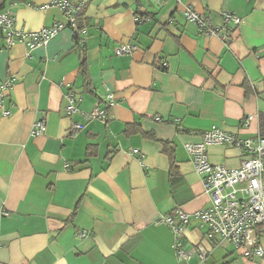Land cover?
I'll use <instances>...</instances> for the list:
<instances>
[{
  "label": "crops",
  "instance_id": "1",
  "mask_svg": "<svg viewBox=\"0 0 264 264\" xmlns=\"http://www.w3.org/2000/svg\"><path fill=\"white\" fill-rule=\"evenodd\" d=\"M50 0H4L16 28L36 31L67 20ZM192 6L220 26L222 11L242 21L227 40L200 32L182 14ZM85 22L84 72L74 31L65 25L45 44L7 47L0 37V82L11 115L0 121V264H264L230 244L215 246L192 215L211 204L185 143L215 125L239 138L260 133L264 114V0H91ZM125 43L136 46L115 55ZM164 63V66H162ZM164 67V68H162ZM108 121L66 114L64 93L79 108L104 106ZM246 113L255 115L243 126ZM46 130L32 136L36 119ZM168 150L170 153H168ZM246 155L211 145V163L237 167ZM173 165V166H172ZM191 214L178 260L162 217ZM84 232V237L79 233ZM264 246V223L258 228ZM207 249L205 260L197 245Z\"/></svg>",
  "mask_w": 264,
  "mask_h": 264
},
{
  "label": "built area",
  "instance_id": "2",
  "mask_svg": "<svg viewBox=\"0 0 264 264\" xmlns=\"http://www.w3.org/2000/svg\"><path fill=\"white\" fill-rule=\"evenodd\" d=\"M91 0H50L47 4L36 6L46 9L57 7L67 20L66 24H54L42 27L36 31H24L14 25V16L11 9L0 11V37H3L6 46L11 47L16 42L24 44L29 50L45 44L54 37L65 25L71 27L74 35L79 37L82 46L85 39L86 24L80 22L79 15ZM182 14L187 21L194 23L200 32L207 35H217L227 40L228 31L237 27L242 19L233 12L222 11V23L214 26L206 15L199 14L192 6H186ZM136 50L131 43L120 44L114 49L115 55L129 54ZM164 66V63L163 65ZM14 80L9 77L0 82V121L11 115L10 108L4 103V98L11 89ZM104 106L97 103L91 110L83 111L79 108L81 98L75 95L72 89L64 93L66 114H79L82 121L72 122L69 135L74 136L83 129L84 122L91 120L108 121L111 109L116 104V96L104 86ZM255 115L246 113L242 117L243 126H248ZM46 130L44 118L36 119L31 128V135L43 134ZM211 145L234 146L246 156L237 167H228L222 163H211L208 157V147ZM184 148L189 155L195 171L202 176L205 192L211 199V204L196 211L192 216L201 226L206 228L205 237L215 246L223 243L233 246L234 251L243 259H252L264 255V246L260 244L257 228L264 223V135L257 133L253 137L239 138L233 133L212 125L201 134V140L194 143H185ZM7 215L0 212V217ZM191 214L181 208L174 213L165 215L160 223L165 224L172 232V247L178 260L189 259L190 253L183 249L184 232L190 223ZM85 233L80 232L79 237ZM196 254L203 261L208 251L202 245H197Z\"/></svg>",
  "mask_w": 264,
  "mask_h": 264
},
{
  "label": "trees",
  "instance_id": "3",
  "mask_svg": "<svg viewBox=\"0 0 264 264\" xmlns=\"http://www.w3.org/2000/svg\"><path fill=\"white\" fill-rule=\"evenodd\" d=\"M3 10H5L4 0H0V11H3ZM82 13L79 15V19H81ZM74 37H75L76 44L79 47L78 49H79V53H80V56H81V69H82V72H84V49L80 45L79 37H77L76 35H74ZM162 68H164V67H162ZM99 102H103V100L100 99ZM260 134L264 135V114L260 115ZM166 151L168 153H170L168 150H166Z\"/></svg>",
  "mask_w": 264,
  "mask_h": 264
}]
</instances>
